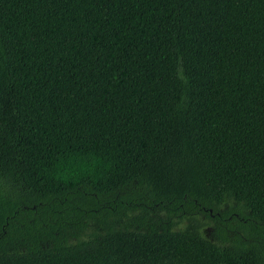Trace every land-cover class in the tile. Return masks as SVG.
<instances>
[{
    "label": "trees",
    "instance_id": "16d2710c",
    "mask_svg": "<svg viewBox=\"0 0 264 264\" xmlns=\"http://www.w3.org/2000/svg\"><path fill=\"white\" fill-rule=\"evenodd\" d=\"M0 264H264V0H0Z\"/></svg>",
    "mask_w": 264,
    "mask_h": 264
},
{
    "label": "rangeland",
    "instance_id": "374dc122",
    "mask_svg": "<svg viewBox=\"0 0 264 264\" xmlns=\"http://www.w3.org/2000/svg\"><path fill=\"white\" fill-rule=\"evenodd\" d=\"M9 193L13 195L18 192L14 188H10ZM140 194L141 197L135 196L126 206L134 215L148 217L147 224L173 222L177 223L178 227H181L186 223L188 217L193 216L202 222L201 231L207 239L221 241L225 238L229 241H235L240 238L244 241L255 243L262 241L259 235L250 230L251 226L247 225L249 222L254 223L253 220L247 218L246 221H244V218L249 216H246V214H244V217L242 216V222H244L248 228L241 227L239 223L233 221L231 208L234 203L232 201H226L217 212L219 215L218 219L215 222H210L206 220L205 215L199 211H194L190 207L184 208V206L181 205V208H184V210L181 214L176 215L172 203L155 204V199H153L149 193L141 191Z\"/></svg>",
    "mask_w": 264,
    "mask_h": 264
}]
</instances>
